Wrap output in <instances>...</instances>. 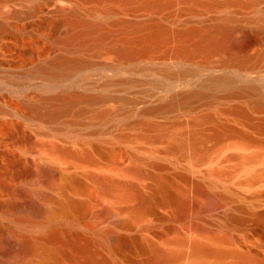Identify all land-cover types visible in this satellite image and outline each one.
<instances>
[{"label": "rangeland", "instance_id": "rangeland-1", "mask_svg": "<svg viewBox=\"0 0 264 264\" xmlns=\"http://www.w3.org/2000/svg\"><path fill=\"white\" fill-rule=\"evenodd\" d=\"M192 1L160 10L116 5L107 13L113 5L105 0H0V211L11 202L25 206L38 166L47 165L66 172L63 201L85 203L81 213L63 212V228L97 238L99 254L115 264H264V0H227L224 8L202 3L225 0H196L195 11ZM69 19L102 26L65 44ZM152 23L217 26L221 39L242 38L192 55L174 52L187 39L132 56L116 51ZM99 33L108 38L96 44ZM213 132L221 138H209ZM51 143L95 149L92 160L65 157L50 152ZM93 175L134 188L104 191ZM207 195L220 202L211 211L202 207ZM124 220L129 227L115 225ZM197 223L224 236L225 255H194L189 245L171 260L154 255L152 246H178L179 238L208 242ZM9 225L14 221L1 216L0 228ZM104 232L129 241L111 251ZM4 246L1 263L11 264Z\"/></svg>", "mask_w": 264, "mask_h": 264}, {"label": "bare ground", "instance_id": "bare-ground-1", "mask_svg": "<svg viewBox=\"0 0 264 264\" xmlns=\"http://www.w3.org/2000/svg\"><path fill=\"white\" fill-rule=\"evenodd\" d=\"M105 1L111 2L113 5L111 9H108L107 13L114 10L113 8H116V5L154 7V9L157 8L158 10H160L165 6L176 2V0ZM180 1L189 3V0ZM193 1L195 3L190 5L189 8L192 11H195L196 0ZM230 1L225 0V2L220 3L214 1H203L202 5L206 8H224L228 6ZM67 22V36L63 39L65 44H73L75 42H78L85 36V34L90 31H99L102 26V21L100 20L97 21L69 19V21ZM216 28L218 27L214 26L212 30H203L193 26L190 28H186V30H169L166 26H163L160 23H152L145 27L138 26L137 29L139 30V33L134 38L127 40L125 46L117 47L116 51L126 56H132L138 51L147 52L152 48L167 44L168 42H170V40L173 39H187L191 41V44L189 46H179L173 49L174 52L178 54L192 55L194 53L211 52L222 46V44L224 43H230L231 46H235L241 41L242 37H240L239 35L236 36L235 34L229 35L230 37H224L226 39L217 37V32H215ZM107 38L108 35L106 33H99L96 36L95 42H97L96 44H99ZM87 43L88 42H85L82 45H86ZM45 116L49 120L55 118L56 115L54 113H48L45 114ZM243 137L249 138L247 135ZM209 138H212L213 140H219L221 136L218 132H213L209 136ZM34 143H37V141L33 142V144ZM40 143L42 144V142ZM48 144L46 143L47 146ZM35 145L36 147L37 145L39 146L38 143ZM35 145L32 146L34 147ZM46 145L44 143V147H46ZM44 147H42L43 150ZM48 147L46 148L49 149ZM64 147H66V145ZM69 148H63L62 146L60 147L59 144L58 146L55 144L50 147L49 151L51 152L52 150L54 154L56 153L55 151H58L61 152L60 154H63L64 156H82L88 160H92L91 154L95 149L94 148L91 151L87 149H84L82 151H75L72 150V148ZM60 154L58 153L59 156L63 157ZM37 169L38 170H36V175H34L36 177V185L27 188V191L25 192V206L18 208L16 204L11 202L9 204H4L3 207H5V209L0 211V217L7 216L15 223L14 226L9 225L6 228H0V264H2L1 258L3 254V248L5 247L4 245H8V247L11 248V254L13 257V262L11 264H60V262L66 257L70 258L74 262V264H115L109 257L101 256L99 254L98 250L96 249L98 243L97 238L85 237L80 233L63 228L61 217L64 211L69 210L81 213L85 209V203L82 201L74 199L69 200V198L68 200H66L67 198H65V200L63 201V199L61 198V194H63V186L66 182V179L68 178L64 174L65 171L63 172L62 170H58L47 165H40ZM130 170L139 175L144 174V171L137 166H132ZM93 177L101 184L104 191H109L115 187H120L123 190L127 191L133 190L134 188L129 183L117 182L112 180L111 178H107L104 176L93 175ZM160 186L162 193H166L167 190L165 187V183L161 182ZM203 202H205V205H202V207H204L207 211L215 209L220 203L218 198H216L214 195H207V198L205 197V201ZM17 208L19 209L18 212L15 211ZM140 217L141 213L138 211H134L133 219L136 220ZM130 224V220L115 222V225L122 228H127L130 226ZM195 224L193 226H195ZM212 226L206 224H198L194 227V230L197 232L196 234L204 237L208 242H204L197 238H179L176 242L178 246H168L165 249H160L152 246L154 255H156L160 260H171L179 257L182 254L181 248L184 245H189L191 252L194 255H225L227 251L221 247V244L224 241V236L220 232L218 233V230L213 229ZM30 227H33V229L36 228L37 230H30ZM104 233L106 235L110 234L109 232ZM108 239V247L111 251L115 252L119 251L123 244L129 241L128 238L121 234H110ZM130 241H132L133 243L134 240L131 239ZM208 243H211V245ZM62 244L68 246L69 252L67 254H64L60 250L59 245L62 246ZM238 259H240L241 261H252L251 257L245 254H238Z\"/></svg>", "mask_w": 264, "mask_h": 264}]
</instances>
